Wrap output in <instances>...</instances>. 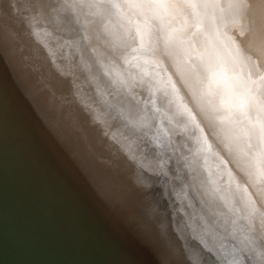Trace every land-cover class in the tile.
Segmentation results:
<instances>
[{"label":"water","instance_id":"water-1","mask_svg":"<svg viewBox=\"0 0 264 264\" xmlns=\"http://www.w3.org/2000/svg\"><path fill=\"white\" fill-rule=\"evenodd\" d=\"M67 1L0 0L13 15L10 33L0 31V225L10 238L0 240V264H231L219 258L229 246L222 226L212 236L204 208L188 216L202 204L192 177L209 165L187 156L208 143H179L170 154L163 142L147 163L126 151L97 116L99 85L75 69L107 57L110 40L101 19L81 25Z\"/></svg>","mask_w":264,"mask_h":264},{"label":"bare ground","instance_id":"bare-ground-1","mask_svg":"<svg viewBox=\"0 0 264 264\" xmlns=\"http://www.w3.org/2000/svg\"><path fill=\"white\" fill-rule=\"evenodd\" d=\"M252 1H67L73 18L78 19L81 25L91 28L95 23L90 22V19L93 21L97 17L101 19L102 29L110 40L111 46H109L112 47V51L105 53L107 57H98V59L93 57V63L94 60L97 61L95 65L88 59L90 65L84 69L80 67L82 61L77 62L75 69L92 74L90 83L99 85L97 88L103 108L97 110V116L107 117L104 119L106 124L114 128L118 142L126 151L136 157L139 162L147 163L154 159L152 156L156 160L158 159L161 152L160 143L163 142L170 154L173 150L180 149V144L194 148L196 142H200L202 138L208 143L209 151L207 153L195 152L194 155L187 156V159L199 164L208 156L207 163L210 167L206 165L208 167L206 173L197 168V177L191 176L196 198L203 205L193 206L188 211V216H204L203 213H199L204 208L205 217L211 221V224L206 223L204 229H208L212 236L216 233L221 236L222 226L226 239L228 234L229 242L227 244L229 246L221 249L219 258L224 259L225 257L231 264H248L247 258L253 264H264V197L261 195V190L256 187L258 184L264 183V176H261L264 175V168H261L260 171L235 169V163L243 161L247 150L240 151L242 153L239 156L234 154L233 151L236 149L234 150L232 144L229 145L227 140L235 127L230 124L226 115H224L226 120L222 116L220 118L225 123L222 126L221 120L217 116L221 106L215 100L211 101L214 98L212 88L208 84L205 87V81H213L215 76L220 75L216 79L218 81L226 72L230 75L229 72H232L230 80L225 83L233 89L234 86H239L242 82L245 85V80L251 77L253 79L256 74H252L250 70L264 64V55L260 56L259 54V52L262 53V50L264 54L263 15L258 17L259 21L258 18L256 20L258 24L260 23V28H257L255 23L250 28L254 39L250 38L251 44L248 42L246 53H242L243 51L237 53L236 49L240 48L239 44L237 41L225 38L227 37L225 33L219 35L217 40L216 38L213 40H216L213 46L209 41L213 34L225 28L226 24L224 23L226 22L221 21V16L224 13L239 10L242 4ZM262 2L254 5L256 8L261 6L256 13H261V8L264 5ZM58 5L61 9H65L61 6V2ZM13 11L14 14L17 13L14 2ZM84 15L86 20L83 19ZM86 15L89 17L87 18ZM12 17L13 15H8L4 10L0 11V31L4 35L10 33ZM244 18V21L247 20L248 15L245 14ZM228 21L232 22V17ZM248 24L249 22L246 23V25ZM248 26L250 27V25ZM227 31L239 33L241 28L236 26ZM83 34L89 35V32L85 30ZM94 34L98 38L101 36L100 31ZM202 35H204L203 37L210 35L207 40L210 43L209 58L218 66L210 68L204 65V58L199 53L201 51L199 41ZM86 36L77 38L82 39ZM238 37L240 39V35ZM137 38L136 48L133 49ZM75 43L77 42L75 41ZM245 43L247 44V41ZM168 45H171L175 51L171 60V67H173L171 71L175 78L171 82H166L165 78L157 75L162 71L160 69L158 72L157 67L160 68L164 65H161L163 62L160 59H153L160 55ZM194 45L196 50H194ZM0 48L5 50L2 43H0ZM67 48L78 51V47H71L69 44ZM89 48H96V46L91 45ZM117 48H120L119 52H117ZM242 48L243 46H241V50ZM70 71L76 73V70L71 69ZM12 75L15 79L13 71ZM85 81L89 88V81L86 79ZM80 83L81 80L75 82V85L87 98ZM171 86L181 87L178 97L174 100L166 98L164 94V90ZM241 88L244 86L237 89ZM203 101H205L204 105H202ZM162 121V126L164 125L166 128L170 126L172 130L170 133L173 137L175 135V138L169 139L164 130L159 132ZM222 130L224 132L221 135ZM233 145L235 146L234 143ZM148 151L151 152L150 155ZM252 158L249 157L248 161ZM223 161L229 165L230 170L223 165ZM9 239L7 232L0 225V240L6 242ZM223 263L227 264L226 261Z\"/></svg>","mask_w":264,"mask_h":264},{"label":"rangeland","instance_id":"rangeland-1","mask_svg":"<svg viewBox=\"0 0 264 264\" xmlns=\"http://www.w3.org/2000/svg\"><path fill=\"white\" fill-rule=\"evenodd\" d=\"M253 1L250 3H245L244 5L242 4V7L240 8L241 10L239 9V10L224 13L221 16V21L224 20L226 22L224 23L226 24L225 28L223 30L217 31L216 32L217 34L216 33L213 34L211 36L212 38L211 40H209L210 35L206 37H203L204 35L200 36L201 40L199 41V47L201 51L199 53H201V56H203L204 58L203 62L206 67L211 68L214 66H218L216 63L213 62V60L209 58L208 53L210 49L209 48L210 43H212V46H213L214 42L219 38V35H221L222 33L227 34V37L225 38H229L235 42L237 41V44H239L240 46L238 50L236 49L237 53L239 51H243L242 53L247 52L248 49L246 46H248V42L249 44H251L250 40L254 39L253 37L254 35H252L250 28L252 27L254 23L257 26V28H260L261 25H259L260 23L258 24L256 20L260 15L261 16L263 15L262 17H264V12H263L264 5L261 8L262 11H260L261 12L260 14L259 12L256 13V11L258 9L260 10L261 6L259 8H256V6H254V5H257V3L259 4L260 1L261 2L263 1L262 3H264V0H258V2L257 0H253ZM246 5L247 6L251 5V6L247 7ZM254 11L256 15L258 16L255 15ZM245 14L248 15V18L247 20L244 21ZM231 17L233 21L229 22L228 20H231ZM251 19L253 20L251 21ZM238 21L240 23H237ZM258 21H259V18H258ZM227 22L229 23L227 24ZM248 22H249L248 25H250V27L246 25V23ZM235 24L237 28H241V31H239V33H231L230 31H227L232 28L234 29L236 27ZM238 24H240L241 26ZM244 26L245 28H243ZM246 32L248 33L246 34ZM239 35H240V39L238 37ZM241 35L245 36L246 38ZM215 38L216 40L213 41ZM207 40L211 42L209 43V41L207 42ZM246 41H247V44L245 43ZM240 43L243 45H241ZM241 46H243V48L245 49L242 48L241 50ZM194 50H196L195 45H194ZM174 53L175 51L173 47H171V45H168V47L160 55H157L153 58V59H156V58L160 59L163 62L161 64V65H164L163 67L161 66L162 68L157 67L158 72L160 69L162 70L160 71L161 73H158L157 75L165 78L166 82L168 81L171 82L175 78L174 74H172V71H171V69H173V67H171V60L174 56ZM259 54L260 56L264 55L263 50H262V53L259 52ZM263 66L264 64L259 65L255 69L250 70L252 71V74H256L255 77L253 79H251L252 78L251 77L250 79L245 80V85L242 82L239 86H234L233 89L225 83V81L228 82L230 80L232 72H229L231 73V75L228 74V72H226L225 74L222 75V78L218 81L216 79H218L220 75L215 76L213 81L211 80L205 81V87H207V84H208V86L212 88V95L214 96V98L211 99V101L215 100V102L221 106V108H219V110L221 109V112H219L218 110V115H217L218 118L220 119L222 116V118L225 119L224 115H226L228 117V121H230V124L235 127L232 130L231 135L228 136V140H227L229 145L232 144V147H234V150L236 149V151H233L234 154L236 156H239L242 153L240 151L247 150L246 155L243 157V161H237L238 163H235L234 167L237 170L242 168V169L251 170V171H254V169L260 171L261 168H264V86H262L264 84V79H263L264 74H262L264 73ZM258 76L259 78L257 79ZM242 86H244V88L237 89ZM180 90H181L180 86H171L164 90V94L166 98H170L174 100L175 98L178 97ZM204 103L205 101H203L202 105H204ZM238 121L240 122L236 123ZM223 122L224 121L221 120L222 126L225 125V123ZM223 132L224 131L222 130L221 135ZM233 143L235 144V146L233 145ZM237 146L238 148H236ZM249 157L250 158L254 157L255 159L252 158V160L250 159L248 161ZM261 176H264V175H261ZM256 187L259 190H261V195L264 197V183L262 185L258 184V186Z\"/></svg>","mask_w":264,"mask_h":264}]
</instances>
